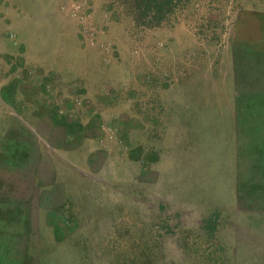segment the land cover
<instances>
[{
    "label": "rangeland",
    "instance_id": "obj_1",
    "mask_svg": "<svg viewBox=\"0 0 264 264\" xmlns=\"http://www.w3.org/2000/svg\"><path fill=\"white\" fill-rule=\"evenodd\" d=\"M263 48L264 0H0V264H264Z\"/></svg>",
    "mask_w": 264,
    "mask_h": 264
},
{
    "label": "crops",
    "instance_id": "obj_2",
    "mask_svg": "<svg viewBox=\"0 0 264 264\" xmlns=\"http://www.w3.org/2000/svg\"><path fill=\"white\" fill-rule=\"evenodd\" d=\"M264 52V48L261 52ZM261 53L263 56L264 53ZM262 66L259 67V70L264 74V56L261 59ZM249 74H256V69L250 66L247 69ZM253 95L252 97H254ZM248 101V99H245ZM243 105H249L250 107H256L255 104L245 103ZM260 107H264V105L260 104ZM47 122V119H45ZM85 134V133H84ZM89 135V134H88ZM85 136L81 138L80 143L67 146L70 143V137L64 135L60 137V142L57 144H50V141H47L51 137L47 136L46 133L39 134L37 140V146L35 148L36 151V164L33 169V181L32 185L35 189V193L38 196H41V200L44 201L46 206L44 209L47 213V208L49 211H55L57 213H63L68 207V198L71 197V191L69 190L68 184L60 181L58 171L60 170H70V171H80L81 163H83V159L85 158V145L86 141L90 139ZM79 157V158H78ZM79 165V166H78ZM48 171V175H47ZM3 193L0 192V204L3 202L2 198ZM59 196L60 199L56 200L55 198ZM68 197V198H67ZM37 214L35 217H38L41 220H47V214ZM23 219H29L30 216L24 215ZM4 217L0 215V236L3 235V226L2 223L4 221ZM49 218V217H48ZM47 223V221H46ZM28 229V228H27ZM23 230V228H22ZM26 230V228H25Z\"/></svg>",
    "mask_w": 264,
    "mask_h": 264
},
{
    "label": "trees",
    "instance_id": "obj_3",
    "mask_svg": "<svg viewBox=\"0 0 264 264\" xmlns=\"http://www.w3.org/2000/svg\"><path fill=\"white\" fill-rule=\"evenodd\" d=\"M147 13H150L151 15H153V14H155L156 13V10H151V11H149V12H147Z\"/></svg>",
    "mask_w": 264,
    "mask_h": 264
}]
</instances>
